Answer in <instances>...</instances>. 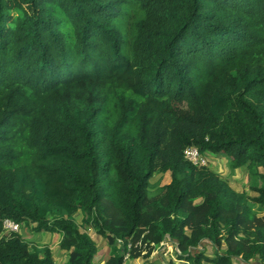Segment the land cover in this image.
Here are the masks:
<instances>
[{
  "label": "trees",
  "instance_id": "1",
  "mask_svg": "<svg viewBox=\"0 0 264 264\" xmlns=\"http://www.w3.org/2000/svg\"><path fill=\"white\" fill-rule=\"evenodd\" d=\"M189 145L246 165L264 205V0H0V264H55L49 247L2 233L7 217L61 231L68 264H92L96 243L73 215L105 233V196L126 245L156 169L171 179L154 243L224 240L213 264H264V225H241L248 195L185 158ZM196 196L203 212L186 233ZM122 257L113 244L105 264Z\"/></svg>",
  "mask_w": 264,
  "mask_h": 264
},
{
  "label": "rangeland",
  "instance_id": "2",
  "mask_svg": "<svg viewBox=\"0 0 264 264\" xmlns=\"http://www.w3.org/2000/svg\"><path fill=\"white\" fill-rule=\"evenodd\" d=\"M58 15L62 13L58 12ZM201 157L204 160V164L207 167L216 171L223 179H225L234 189L237 191H245L248 195L246 199V204L251 208V217H245L241 215V225L245 224L251 226L253 224H263L264 225V205L259 204L252 199L257 193L249 188V174L246 165L236 167L234 169H229L227 166L226 157L220 154H215L212 152H201ZM264 170L263 167L260 168ZM110 177H115L113 170L110 169L108 172ZM169 171H160L156 169L152 175L149 177V183L147 186V193L143 200L142 212H141V222L140 226L136 231V234L130 237L128 240L131 243L129 248V256L122 261L125 264L130 261V259H137L136 264H190L185 258H183L187 253H199L203 263L208 262L213 264L212 258L215 257V253L220 250L225 249L226 244L224 240L221 246L216 248L214 245L208 244L206 241H202L198 246H188V248H181L178 242L169 236L168 233L163 235L169 246L167 248H157V244L154 249L152 242L156 241L151 237L154 233V227L152 226L156 220L162 221L166 219L169 213L164 210V206L167 202V195L164 191L159 190V187L165 183L169 182ZM105 181V180H104ZM105 187V186H104ZM110 188L105 187V191L109 192ZM102 204L105 208L103 211L104 220L100 225H106V232L98 230V227L93 223H87L84 220L83 213L77 211L74 213L73 218L76 222L79 230L87 232L95 241L97 246L96 255L97 258L93 259L92 264H105L106 260L110 257L111 249L113 244L122 252L123 247L119 241H113L112 232L108 229V226L112 228H119L124 222L123 214L121 210L116 207L111 198L105 196L102 199ZM203 197H188L184 201L185 213L189 217L188 222L185 223L184 231L190 233L192 228H195V220L201 216L203 212ZM195 208V209H193ZM243 213V212H242ZM53 213H48L47 217L52 218ZM186 216V215H184ZM193 222L191 223L190 221ZM157 222V221H156ZM35 223L30 222L28 224L22 223L19 225V232L30 245L38 247H49L51 249L54 263L55 264H68V258L71 251V247L67 244L63 233L61 231H50L47 230L36 231L34 227ZM241 231V228L240 230ZM3 233V232H2ZM162 238V239H163ZM161 239V240H162ZM181 256V257H180ZM172 257V258H171ZM177 261H175V259ZM256 264H260L258 260ZM252 260V261H253Z\"/></svg>",
  "mask_w": 264,
  "mask_h": 264
},
{
  "label": "built area",
  "instance_id": "3",
  "mask_svg": "<svg viewBox=\"0 0 264 264\" xmlns=\"http://www.w3.org/2000/svg\"><path fill=\"white\" fill-rule=\"evenodd\" d=\"M184 157L187 158L190 162H192L195 165H203L204 164V160L201 157V152L199 151L198 147L195 145H189L187 147L184 148ZM19 225L20 223L14 221L11 218H5L3 220V229L2 232L3 233H10L12 231H17L19 229ZM117 241H119V243L122 245L123 247V259H125L126 257L129 256V248L131 247V243L128 241L126 243V245L123 244V240L118 238ZM167 243L166 240L163 238L162 240H160L158 243H154L153 244V249L155 247V245L157 244V248H162L165 249L167 248V246H169V244H165ZM121 264H125L124 261H122Z\"/></svg>",
  "mask_w": 264,
  "mask_h": 264
},
{
  "label": "crops",
  "instance_id": "4",
  "mask_svg": "<svg viewBox=\"0 0 264 264\" xmlns=\"http://www.w3.org/2000/svg\"><path fill=\"white\" fill-rule=\"evenodd\" d=\"M166 171H169V170H166ZM169 178L171 179L170 171H169ZM170 179H169V181H170ZM45 232H46V233H47V232L50 233V231H45ZM54 232H55V231H54ZM55 233H56V232H55ZM97 256H98V255H96V256L94 257V259H96ZM171 258H172V257H171ZM173 259H175V258H173ZM175 261H177V259H175ZM136 263H137V259H135V257H134V258L130 259V261H128L127 264H136Z\"/></svg>",
  "mask_w": 264,
  "mask_h": 264
}]
</instances>
